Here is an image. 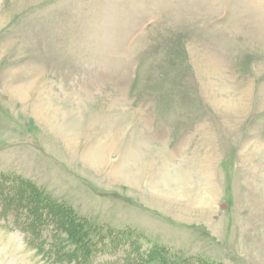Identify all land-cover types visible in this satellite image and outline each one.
<instances>
[{"label":"rangeland","instance_id":"1","mask_svg":"<svg viewBox=\"0 0 264 264\" xmlns=\"http://www.w3.org/2000/svg\"><path fill=\"white\" fill-rule=\"evenodd\" d=\"M3 178L0 264H264V0H0Z\"/></svg>","mask_w":264,"mask_h":264},{"label":"trees","instance_id":"2","mask_svg":"<svg viewBox=\"0 0 264 264\" xmlns=\"http://www.w3.org/2000/svg\"><path fill=\"white\" fill-rule=\"evenodd\" d=\"M0 181H3V183H10V182H12L13 184H15V187L17 186V183H18V181L17 180H14V179H11V178H3V179H1ZM12 199H9L8 200V202L6 201V203L4 204V205H2V213L4 212V213H6L7 211H9V212H14V211H16L17 212V210H16V208L15 207H13V205H11L12 204ZM1 215V214H0ZM3 215H5V214H3ZM23 221H25V219L23 218L22 219ZM56 221H57V219H56ZM48 222H49V219H48ZM40 223H44L45 224V222H44V220H38V222H37V224H39L40 225ZM50 223H54V222H51L50 221ZM25 225H30V226H32V224H29V223H25ZM60 226V225H59ZM29 229V228H28ZM37 228L35 227V229L34 230H32L31 232H29L28 230H27V228H23V230L26 232V236H32V234L33 235H35V236H37V237H40V235H41V233L39 232V231H35ZM29 230H31V229H29ZM34 231H35V233H34ZM58 233L56 232V235H57ZM56 235H54L55 237H56ZM54 237V238H55ZM55 241H56V239H55ZM31 243V242H30ZM33 245V244H32ZM34 246V245H33ZM56 246H57V248H61L60 250L61 251H64V254L68 257V261H69V264H91V262L93 261V257H95V252H96V249L97 248H95L94 247V249H89V250H87L86 249V251L84 250V251H82V249H81V246H77V247H75L74 249H72V248H70V249H64L63 248V246H61V245H58V243L56 242ZM39 247V246H38ZM40 248V247H39ZM40 251L42 252V249H40ZM83 255H85L84 256V258H83V261H82V259H81V261L80 262H78V260L79 259H77L78 257L80 258V256H83ZM74 260H76L74 263H72L71 261H74Z\"/></svg>","mask_w":264,"mask_h":264},{"label":"bare ground","instance_id":"3","mask_svg":"<svg viewBox=\"0 0 264 264\" xmlns=\"http://www.w3.org/2000/svg\"><path fill=\"white\" fill-rule=\"evenodd\" d=\"M166 167H167V165H163L162 168H161L162 175H163V180L164 181L166 180V183L164 182L165 184H162L163 188H165L166 191H170L169 192L170 195L174 194L173 191L174 190H178L179 186H181V185H182L181 186L182 189H183V187L187 188L185 186L186 185V180L181 181V180L178 179V177L176 178L175 176L171 177L170 175H166V172H167V171H165Z\"/></svg>","mask_w":264,"mask_h":264}]
</instances>
